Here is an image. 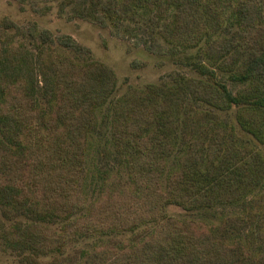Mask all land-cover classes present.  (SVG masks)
<instances>
[{
    "label": "trees",
    "instance_id": "16d2710c",
    "mask_svg": "<svg viewBox=\"0 0 264 264\" xmlns=\"http://www.w3.org/2000/svg\"><path fill=\"white\" fill-rule=\"evenodd\" d=\"M216 2L113 0L102 10L119 17L132 9L170 8L174 10L173 25L184 30L197 27L202 40L219 22ZM234 17L240 30L220 41L209 36L204 52L211 60L238 69L237 76L249 83V89L236 96L217 83L195 79H183L174 92L155 85L129 89L108 110L112 112L113 144L129 170L131 186L113 181L90 205L84 197L85 153L88 137L97 127L95 110L106 105L116 90L114 71L98 62L56 59L46 118L38 115L31 97L23 92L25 87L14 90L17 107L11 97L4 98L1 110L13 113L21 153L14 154L0 144V187L17 191L21 203L29 200L35 204L36 214L66 221L59 233L42 225H32L21 233L20 243L33 253L35 264H39V255L64 254L67 245L79 238L146 224L155 229L140 244L119 248L108 243L72 255L69 264H264V241L255 243L251 234L245 241L236 237L245 226L241 217L204 226L166 212L170 205L190 211L234 204L264 180L261 154L237 147L231 127L218 121L207 128L199 125V118L210 115L191 113L190 108L181 118L182 126L175 119L174 107L180 101L220 111L235 108L239 125L264 146V0H240ZM250 29L255 32L246 36L245 30ZM196 31L182 32L181 40L190 39L189 33ZM49 39L47 31L39 34L41 42ZM240 56L242 62L236 67L234 59ZM3 84L1 81L0 87ZM178 146L179 162L163 187L166 160ZM254 203L260 214L251 212L248 221L261 216L259 226L264 225V195ZM259 226L257 223L254 232L262 233Z\"/></svg>",
    "mask_w": 264,
    "mask_h": 264
},
{
    "label": "rangeland",
    "instance_id": "374dc122",
    "mask_svg": "<svg viewBox=\"0 0 264 264\" xmlns=\"http://www.w3.org/2000/svg\"><path fill=\"white\" fill-rule=\"evenodd\" d=\"M110 1L113 0H0V83H4L0 87V144L4 149L14 154L21 153L20 130L14 124L13 113L1 110L4 98L11 97L12 105L17 107L18 98L14 90L25 87L23 92L31 97L38 115L46 118L54 84L52 67L56 59L68 58L78 64L102 63L117 76L114 94L106 105L95 110L97 127L88 137L85 153L87 176L84 181L87 205L98 200L104 188L113 181L131 186L129 170L113 144L112 112L108 110V106L114 107L129 89L143 90L155 85L166 92H174L183 79L217 83L236 96L249 89V83L237 76L238 69H230L222 61L211 60L204 52L209 36L220 41L240 30L234 17V8L240 0H217L219 22H215L209 35H202V40H199L201 34L196 31L197 27L184 30L173 25V9H132L118 17L102 10V6ZM193 30L196 32L189 33L190 39L181 40L182 32ZM250 30H245L246 36L255 32ZM42 31L50 35L46 43L39 40ZM242 59L243 56L234 59L236 67ZM177 98L175 94L174 99ZM178 104L174 109L179 126L183 125L181 118L187 109L190 108L191 113H205L210 116L199 118V125L206 127L218 121L223 127H231L237 147L257 151L264 160V146L239 125L235 108L220 111L201 103L180 101ZM180 154L178 146L166 160L161 179L163 187L167 186L169 176L177 167ZM261 195H264V180L234 204L190 211L170 205L166 212L178 220H190L204 226L218 225L227 217H241L247 227L241 228L236 237L245 241L251 234V240L258 243L264 241V225L259 226L258 222L262 218L248 220L251 212L255 216L259 213L254 201ZM20 197L13 188L0 187V264H35L31 260L33 253L20 243L21 233L32 225H42L59 233L66 223L36 214L35 204L29 200L21 203ZM257 223L262 233L254 232ZM154 229L153 224H146L131 230L79 238L67 245L64 254L39 255L37 260L39 264H69L72 255L80 256L108 243L119 248L140 244Z\"/></svg>",
    "mask_w": 264,
    "mask_h": 264
}]
</instances>
